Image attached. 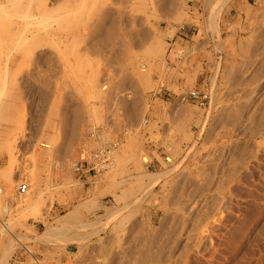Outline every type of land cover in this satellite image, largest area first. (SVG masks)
Returning a JSON list of instances; mask_svg holds the SVG:
<instances>
[{"label": "rangeland", "instance_id": "1", "mask_svg": "<svg viewBox=\"0 0 264 264\" xmlns=\"http://www.w3.org/2000/svg\"><path fill=\"white\" fill-rule=\"evenodd\" d=\"M245 4L249 14L238 10ZM262 5L47 0L46 10L10 12L13 20L26 12L27 22L0 29V264H264ZM156 41L162 51L151 54ZM191 90L209 99L181 102ZM11 134L12 156L2 143ZM117 140L111 170L73 173L82 153ZM147 171L164 175L149 187L132 184ZM21 180L29 190L17 196ZM39 196L44 203L34 208Z\"/></svg>", "mask_w": 264, "mask_h": 264}, {"label": "bare ground", "instance_id": "2", "mask_svg": "<svg viewBox=\"0 0 264 264\" xmlns=\"http://www.w3.org/2000/svg\"><path fill=\"white\" fill-rule=\"evenodd\" d=\"M24 1L25 0H0V29H2L3 28V31H5L4 29H10V30H19V29H21V27H24V26H26L25 24H26V22L24 21V18H25V16H26V12H25V15H23L22 14V12H21V14H19L20 15V17H19V19H17V20H13L12 18H14V17H11L10 15V12H12L13 10L15 11H17V10H20V11H23L24 9L23 8H25L26 10H31V9H39V10H43V9H45L46 10V6H47V0H36V6L34 7V6H32L31 5V1L32 0H29V2H26V5L24 4ZM31 2V3H30ZM33 2H35V1H33ZM28 3V4H27ZM100 3V2H99ZM102 3V2H101ZM104 5V4H103ZM173 5V4H172ZM178 5V4H177ZM221 6V5H220ZM249 6V5H248ZM246 4L245 5H241L239 8H238V10H241L242 12H244L245 14H249L250 13V11H251V9L248 7ZM262 6H264V5H262ZM175 7V6H174ZM177 7V6H176ZM185 7V6H184ZM234 7V6H233ZM261 8V7H260ZM259 8V9H260ZM254 9V8H253ZM47 10H49V9H47ZM175 10V9H174ZM174 10H172V12L174 11ZM220 10V9H219ZM255 10H256V8H255ZM111 11V10H110ZM254 11V10H253ZM252 11V12H253ZM261 11V10H260ZM17 12H19V11H17ZM24 12V11H23ZM32 11H30V13H31ZM180 12V11H179ZM179 12H177V13H179ZM256 12V11H255ZM262 12H264V11H262ZM41 13V12H40ZM219 13V12H218ZM257 13V12H256ZM261 13V12H260ZM259 13V14H260ZM18 13H16V15H17ZM43 14V13H42ZM254 14V13H253ZM261 14H264V13H261ZM46 15V14H45ZM180 15V14H179ZM178 15V16H179ZM251 15V14H250ZM246 16V15H245ZM259 16V15H258ZM261 16V15H260ZM18 17V16H17ZM34 17H35V15H34ZM254 18H257V17H255V16H253ZM168 18V17H167ZM179 18V17H178ZM245 18V17H244ZM16 19V18H15ZM29 19V18H28ZM36 19V18H35ZM174 19V18H173ZM252 19V18H251ZM23 20V21H22ZM30 20V19H29ZM178 20H180V19H178ZM244 20V19H243ZM249 20V19H248ZM261 22H258V23H264V15H262L261 16ZM31 21V20H30ZM37 21V20H36ZM29 23H31V22H29ZM209 23V22H208ZM232 23V22H231ZM251 23V22H250ZM234 24V23H233ZM237 24V23H236ZM27 25H28V23H27ZM33 25V24H32ZM31 25V26H32ZM58 25V24H57ZM61 25V24H60ZM59 25V26H60ZM58 26V27H59ZM248 26H249V24H248ZM262 26V25H261ZM257 27H258V25H257ZM256 27V28H257ZM25 28V27H24ZM23 28V29H24ZM256 28H254V29H256ZM55 29V28H54ZM111 29V28H110ZM15 30V31H16ZM34 30V29H33ZM23 31V30H22ZM256 31V30H255ZM258 31V30H257ZM18 32H20V31H17V33ZM73 32V31H72ZM108 32V31H107ZM1 33V32H0ZM3 33V32H2ZM10 34V33H9ZM12 34V33H11ZM11 34H10V36H11ZM19 34V33H18ZM47 34V33H46ZM75 34H77V32H75ZM17 35V34H16ZM73 35V34H72ZM114 35V34H113ZM227 35V34H226ZM233 35V34H232ZM235 35V34H234ZM21 36V34L19 35V38H21L20 37ZM26 36V35H25ZM79 36V35H78ZM11 37H15V36H13V34H12V36ZM33 37V36H32ZM31 37V38H32ZM41 37V36H40ZM48 37V36H47ZM226 37V36H225ZM241 37V36H240ZM251 37V36H250ZM253 37V36H252ZM19 38H18V41H19ZM51 38V37H50ZM227 38V37H226ZM254 38V37H253ZM258 38V37H257ZM7 39V37H5V40ZM27 39V38H26ZM29 39V38H28ZM245 39V38H244ZM1 40V39H0ZM34 38H32V40L31 41H33L34 42ZM206 40V39H205ZM253 40V39H252ZM21 41V40H20ZM30 41V44H32L33 42H31ZM227 41V40H226ZM244 41H246V40H244ZM10 42V41H9ZM36 42H37V37H36ZM157 42V45L158 46H156V47H152L153 48V50H151L150 48V50L152 51V52H150V51H148V52H150L151 54L152 53H154V51H158L159 53H161V51H162V48H161V46H162V44H160L159 43V41H156ZM203 42V41H202ZM205 42V41H204ZM224 42V41H223ZM20 43V42H19ZM38 43V42H37ZM42 43V42H41ZM159 43V44H158ZM234 43V42H233ZM2 44V43H1ZM4 44V43H3ZM156 44V43H155ZM239 44V43H238ZM19 45H21V44H19ZM33 45V44H32ZM154 45V44H153ZM251 45H253V42H252V44ZM262 45H264V44H262ZM14 46H16V45H14ZM34 46V45H33ZM29 47V46H28ZM198 47V46H197ZM1 48V47H0ZM3 49V48H2ZM30 49V48H29ZM34 49V48H33ZM262 49V48H261ZM28 51V50H27ZM180 51V50H179ZM262 51V50H261ZM7 52V51H6ZM25 52V51H24ZM157 52V53H158ZM252 52V51H251ZM4 53V52H3ZM30 53V52H29ZM149 53V54H150ZM185 53V52H184ZM262 53V52H261ZM2 54V53H1ZM25 54V53H24ZM27 54V53H26ZM253 54V53H252ZM9 55V54H8ZM22 55V54H21ZM28 55V54H27ZM26 55V56H27ZM156 55V54H155ZM175 55V54H174ZM179 55V54H178ZM256 55V54H255ZM9 57V56H8ZM7 57V58H8ZM28 57V56H27ZM175 57V56H174ZM197 61V60H196ZM191 63V62H190ZM183 65H184V63H183ZM7 66V65H6ZM151 66V65H150ZM169 66V65H168ZM182 66V65H181ZM9 67V66H8ZM176 67V66H175ZM52 68H54V67H52ZM51 68V69H52ZM150 68V67H149ZM45 69V68H44ZM171 69V68H170ZM191 69V68H190ZM1 70V69H0ZM55 70V69H54ZM144 72H145V69H144ZM1 73V72H0ZM147 74V73H146ZM146 74H145V76H146ZM148 75V74H147ZM149 76V75H148ZM188 76V75H187ZM145 79H147L146 77H145ZM145 79H143V80H145ZM149 79V78H148ZM193 79V78H192ZM13 80V79H12ZM148 81V80H147ZM13 83L15 82V81H12ZM149 82V81H148ZM9 84V83H8ZM149 84V83H148ZM11 85V84H10ZM13 85V84H12ZM146 85V84H145ZM6 86V85H5ZM14 87H16V86H14ZM8 88H10V87H8ZM7 88V89H8ZM211 88V87H210ZM19 89V88H18ZM9 90V89H8ZM211 90V89H210ZM5 91H7V90H5ZM14 91V90H13ZM3 92V91H2ZM14 92H16V91H14ZM210 92V91H209ZM12 93V92H11ZM20 93V92H19ZM5 93H3V95H4ZM10 94V93H9ZM15 95V94H14ZM212 95V94H211ZM12 96V95H11ZM251 97V96H250ZM180 99V98H179ZM13 101V100H12ZM23 101V100H22ZM124 101V100H123ZM255 101V100H254ZM20 102V101H19ZM44 102H45V100H44ZM130 103V102H129ZM180 103V102H179ZM135 104V103H134ZM125 105H127V104H125ZM132 105V104H131ZM188 105V104H187ZM4 106V105H3ZM1 108V107H0ZM7 108V107H6ZM126 108V107H125ZM191 108V107H190ZM196 109H197V107H195ZM3 109V108H2ZM20 109V108H19ZM164 109V108H163ZM16 110V109H15ZM201 110V109H200ZM202 111V110H201ZM256 111H257V109H256ZM131 112V111H130ZM177 112V111H176ZM197 112V111H196ZM206 112V111H205ZM253 112V111H252ZM262 112H264V111H262ZM2 113H3V111H2ZM8 113V112H7ZM9 113H11V112H9ZM17 113V112H16ZM179 113V112H178ZM184 113H185V111H184ZM191 113V117H192V112H189V114ZM12 114V113H11ZM133 114V113H132ZM140 114V113H139ZM169 114V113H168ZM198 114H200V113H198ZM253 114V113H252ZM18 114H16V116H17ZM131 115V114H130ZM186 115V114H185ZM262 115H264V114H262ZM1 116V115H0ZM19 116V115H18ZM132 116V115H131ZM179 116V115H178ZM195 116H197V115H195ZM251 116V115H250ZM11 117V116H10ZM143 117V116H142ZM6 118V117H5ZM129 118V117H128ZM166 118V117H165ZM183 118V117H182ZM260 118V117H259ZM2 119V118H1ZM13 119V118H12ZM139 119V118H138ZM181 119V118H180ZM186 121H187V119L186 118H184ZM184 119H182V120H184ZM192 119V118H191ZM194 119V118H193ZM262 119H264V118H262ZM7 120V119H6ZM140 120V119H139ZM202 120V119H201ZM15 121H16V119H15ZM131 121V120H130ZM138 122V121H137ZM149 122V121H148ZM190 122V121H189ZM253 122V121H252ZM7 123V122H6ZM17 123V122H16ZM262 123V122H261ZM9 124H11V123H9ZM22 124V123H21ZM146 124V123H145ZM144 123H142V126H144L145 125ZM250 124H251V122H250ZM260 124V123H259ZM147 125V124H146ZM168 126V125H167ZM256 126V125H255ZM5 127V126H4ZM10 127V126H9ZM9 127H7V130H8V128ZM15 127V126H14ZM172 127V126H171ZM179 127V126H178ZM251 127V126H250ZM260 127V126H259ZM262 127V126H261ZM1 128H2V126H1ZM16 128V127H15ZM173 129V128H172ZM178 129V128H177ZM1 130V129H0ZM10 130V129H9ZM15 130H17V129H15ZM171 130V129H170ZM175 130V129H174ZM174 130H173V132H174ZM179 130V129H178ZM259 130V129H258ZM262 131V130H261ZM6 132V131H5ZM168 132V131H167ZM182 132V131H181ZM250 132V131H249ZM2 133V132H1ZM0 133V134H1ZM165 133V132H164ZM6 134V133H5ZM17 134V133H16ZM166 134V133H165ZM169 134V133H168ZM174 134V133H173ZM187 134V133H186ZM13 136H16L15 134H11L10 136H9V138H7L6 137V140L5 141H1L2 143H4V146L6 147V151L8 152V154H12V149H11V143H10V141L12 140V142H13ZM126 136V135H125ZM133 136V135H132ZM168 136V135H167ZM1 138V137H0ZM168 138V137H167ZM171 138V137H170ZM2 139V138H1ZM52 139V138H51ZM50 139V140H51ZM132 140V139H131ZM162 140V139H161ZM160 140V141H161ZM14 141H15V138H14ZM47 142H49V141H47ZM50 143H51V141H50ZM70 143V142H69ZM131 144V143H130ZM178 144V143H177ZM2 145V144H1ZM48 147H49V145H47ZM14 147V146H13ZM12 147V148H13ZM69 147V146H68ZM134 148V147H133ZM136 148V147H135ZM134 148V149H135ZM168 149V148H167ZM187 149V148H186ZM21 150V149H20ZM47 151V150H46ZM45 151V152H46ZM198 151V150H197ZM196 151V152H197ZM168 152V151H167ZM188 152V151H187ZM195 152V153H196ZM138 153H140V152H138ZM181 153V152H180ZM186 153V152H185ZM40 154H42L43 155V153H40ZM45 154V153H44ZM143 154V153H142ZM168 154V153H167ZM194 154V153H193ZM192 154V155H193ZM46 155V154H45ZM9 156V155H8ZM12 156V155H11ZM14 156V155H13ZM41 156V155H40ZM42 157V156H41ZM40 157V158H41ZM140 157V156H139ZM234 157V156H233ZM191 158V157H190ZM7 159H9V158H7ZM48 159V158H47ZM160 159V158H159ZM233 159V158H232ZM11 160V161H10ZM10 160H8V161H10L11 163L9 164L10 166V168L12 167L13 168V164H14V159L12 158V159H10ZM51 160V159H50ZM141 160V159H140ZM173 160V159H172ZM181 160V159H180ZM7 161V162H8ZM40 161V160H39ZM38 161V162H39ZM240 161H242V160H240ZM45 162V161H44ZM163 162V161H162ZM40 163V162H39ZM46 164V163H45ZM24 165H25V163H24ZM27 165H29V164H27ZM59 165V164H58ZM67 165V164H66ZM139 165V164H138ZM141 165V164H140ZM165 165V164H164ZM234 165V164H233ZM8 166V165H7ZM62 166V165H61ZM215 166H217V165H215ZM4 167V166H3ZM56 167V166H55ZM64 167V166H63ZM139 167H141L142 169L144 168V166L143 165H141V166H139ZM173 167V166H172ZM171 167V168H172ZM11 168V169H12ZM29 168V167H28ZM36 168V167H35ZM40 168V167H39ZM44 168V167H43ZM42 168V169H43ZM141 168H138L139 169V171H140V169ZM163 168V167H162ZM184 168V167H183ZM186 168V167H185ZM15 169V168H14ZM17 169V168H16ZM27 169V168H26ZM138 169H137V171H138ZM9 170V169H8ZM111 170V169H110ZM169 170H170V168H169ZM187 170V169H186ZM233 170V169H232ZM10 172L8 173V174H4V176H3V180H5V181H9L10 180V176H11V171L12 170H9ZM33 171V170H32ZM40 171H41V169H40ZM70 171V170H69ZM68 171V172H69ZM143 171V170H142ZM171 171V170H170ZM173 171V170H172ZM25 172V171H24ZM31 172V171H30ZM49 172V171H48ZM51 172H53V169H52V171ZM167 172V171H166ZM165 172V173H166ZM37 173V172H36ZM34 174L33 175V177H35V175H37V174ZM71 173V172H70ZM105 173V172H104ZM112 173V172H111ZM113 173H114V171H113ZM117 173V172H116ZM128 173V172H127ZM145 174L144 175H142V173L140 174V173H138L139 175L138 176H136V179H138L137 177H141V175H142V177L141 178H139L138 180H135L136 182H134L133 181V185L135 184V185H137V186H139V187H141V186H143L144 188H145V186H147L146 184L147 183H149V182H153V184L158 180V178L159 177H161V175H164V172L162 173L161 171H159V172H152V171H150V172H144ZM30 174H32V173H30ZM64 174H65V172H64ZM99 174V173H98ZM126 174V173H125ZM52 175V174H51ZM58 175V174H57ZM66 175V174H65ZM107 175H109V174H107ZM112 175V174H111ZM172 175V174H171ZM182 175V174H181ZM180 175V176H181ZM215 175V174H214ZM1 176V175H0ZM26 176V175H25ZM25 176H24V178H25ZM68 176V175H67ZM112 176H116L115 174H113ZM144 176V177H143ZM6 177V178H5ZM7 177H8V179H7ZM63 177H65V176H63ZM174 177V176H173ZM32 178V177H31ZM40 178V177H39ZM108 178H110V179H112V177L110 176H108ZM108 178H106V180H108L109 181V179ZM114 178V177H113ZM17 179V178H16ZM29 179V178H28ZM64 179V178H63ZM167 179V178H166ZM173 179H175V178H173ZM32 180V179H31ZM37 180H39V179H37ZM37 180H36V182H37ZM60 180V179H59ZM95 180V179H94ZM7 181V182H8ZM14 181V180H13ZM22 181V180H21ZM26 181V180H25ZM29 181V180H28ZM33 181H34V178H33ZM114 181V180H113ZM112 181V182H113ZM12 182V181H11ZM36 182H34V183H36ZM50 182V181H49ZM112 182H111V180H110V182L108 183V184H112ZM130 182V181H129ZM172 182V181H171ZM2 183V182H1ZM8 183H10V182H8ZM17 183V182H16ZM38 183H40V182H38ZM37 183V184H38ZM139 185H138V184ZM163 183V182H162ZM168 183V182H167ZM13 184V183H12ZM18 184V183H17ZM36 184V185H37ZM107 184V185H108ZM110 184V185H111ZM118 184V183H117ZM150 184H152V183H150ZM150 184H149V186H150ZM221 184V183H220ZM19 185V184H18ZM46 185V184H45ZM109 185V186H110ZM162 185V184H161ZM169 185H170V183H169ZM94 186V185H93ZM149 186H147V187H149ZM1 187V186H0ZM17 187V186H16ZM146 187V188H147ZM7 188V187H6ZM47 188V187H46ZM127 188V187H126ZM130 188V187H129ZM131 188H132V186H131ZM130 188V189H131ZM142 188V187H141ZM141 188H139V189H141ZM162 188V187H161ZM216 188V187H215ZM16 189V188H15ZM31 189V188H30ZM44 189V188H43ZM58 189V188H57ZM56 189V190H57ZM69 189V188H68ZM95 189H98V187L96 188L95 187ZM129 189V190H130ZM150 189V188H149ZM17 190V189H16ZM124 190V189H123ZM123 190H122V192H123ZM127 190V189H126ZM125 190V191H126ZM128 190V191H129ZM134 190V189H133ZM138 190V189H137ZM7 191V190H6ZM39 191V193H41V195H42V192H41V190H38ZM124 191V192H125ZM128 191H126V192H128ZM131 191V190H130ZM15 192V191H14ZM30 192V191H29ZM56 192V191H55ZM92 192V191H91ZM95 193V192H94ZM27 194V193H26ZM53 194V193H52ZM67 194V193H66ZM114 194V196H115V198H116V200H118L120 197H121V195L119 196L118 194H116V193H113ZM144 194H146V193H144ZM152 194V193H151ZM176 194V193H175ZM174 194V195H175ZM16 195V194H15ZM123 195H125L124 193H123ZM153 195V194H152ZM156 195V194H155ZM154 195V196H155ZM27 196V195H26ZM47 196H49V195H47ZM130 196V195H129ZM142 196V195H141ZM145 196V195H144ZM153 196V197H154ZM164 196V195H163ZM162 196V197H163ZM17 197V196H16ZM32 197V196H31ZM31 197L29 198V200H31ZM36 197V196H35ZM43 196H39V198H38V200H36L35 201V205L36 206H33L34 208L35 207H40V204H42V203H44V201H43V198H42ZM151 197V196H150ZM176 197V196H175ZM15 198V197H14ZM94 198V197H93ZM92 198V199H93ZM127 199V196L125 197V196H123L122 197V199ZM129 198V197H128ZM24 198L22 197V200H23ZM47 199V198H46ZM51 199V198H50ZM26 200V199H25ZM33 200V199H32ZM45 200V199H44ZM130 200V199H129ZM159 200V199H158ZM93 201V200H92ZM138 201V200H137ZM133 202V201H132ZM21 203V202H20ZM24 203H25V201H24ZM89 203V202H88ZM91 203H93V202H91ZM90 203V204H91ZM95 203V202H94ZM130 203V202H129ZM128 203V205H130ZM135 203V202H134ZM159 203V202H158ZM7 204H8V202H7ZM169 204V203H168ZM38 205V206H37ZM81 205V204H80ZM86 205H87V203H86ZM126 205V204H125ZM78 206V205H77ZM140 206V205H139ZM31 207V206H30ZM84 207V206H83ZM86 207V206H85ZM166 207V206H165ZM3 208V207H2ZM10 208V207H9ZM32 208V207H31ZM78 208V207H77ZM87 208H89V207H87ZM134 208V207H133ZM125 209V208H124ZM113 210V209H112ZM112 210L110 211V210H106V214H105V216L107 217V218H105L106 220L107 219H110L111 218V215H112ZM182 210V209H181ZM4 211V210H3ZM34 211V210H33ZM38 211V210H37ZM77 211V210H76ZM75 211V212H76ZM36 212V211H35ZM34 212V213H35ZM69 212V211H68ZM67 212V213H68ZM126 212V211H125ZM133 212V211H132ZM165 212V211H164ZM1 213V212H0ZM33 213V214H34ZM40 212H37V214H39ZM115 213V212H114ZM128 213H130V212H128ZM182 213V212H181ZM7 214H8V212H7ZM11 214V213H10ZM32 214V215H33ZM180 214V213H179ZM1 215V214H0ZM35 215V214H34ZM74 215V214H73ZM114 215V214H113ZM176 215V214H175ZM38 216V215H37ZM36 216V217H37ZM40 216V215H39ZM38 216V217H39ZM166 216V215H165ZM2 217V216H1ZM70 218V214H68L64 219H59L58 221H56L55 222V225L53 224V226H51V227H49V228H47L45 231H43L44 233H43V235H45V237L47 236V238H48V235L50 236V234H51V232H53V230L54 229H56V228H59L61 225L60 224H64V222L65 221H67L68 219ZM74 218V217H73ZM182 218V217H181ZM186 218V217H185ZM43 219V218H42ZM122 220H123V218H121ZM120 219V220H121ZM125 219V218H124ZM45 220V219H44ZM70 220V219H69ZM68 220V221H69ZM120 220H118V221H120ZM110 221V220H109ZM105 222V221H104ZM45 223H46V221H45ZM101 223H103V222H101ZM118 224H119V222H117ZM185 223V222H184ZM44 224V223H43ZM47 224H48V222H47ZM97 224H99V226L101 225L100 224V221H96V222H94L93 224H92V222H91V225H94V226H97ZM51 225V224H50ZM60 225V226H59ZM65 225H66V222H65ZM113 225V224H112ZM119 225H123V224H119ZM114 226V225H113ZM118 226V225H117ZM183 226H185V225H183ZM73 227V226H72ZM117 228V227H116ZM119 228V227H118ZM113 229V228H112ZM123 230V229H122ZM183 230V229H182ZM138 231V230H137ZM143 231V230H142ZM96 232V231H95ZM118 232V231H117ZM76 233V232H75ZM142 234V233H141ZM71 235V234H70ZM82 236V235H81ZM44 237V238H45ZM195 237V236H194ZM47 238H45V239H47ZM82 238V237H81ZM178 238H180V237H178ZM203 238V237H202ZM198 239V238H197ZM199 239H201V238H199ZM75 240V239H74ZM82 240V239H81ZM116 240V239H115ZM114 240V241H115ZM180 240V239H179ZM17 241V240H16ZM65 241H67V240H65ZM195 241V240H194ZM199 241H201L200 243H202V240H199ZM199 241H198V244H199ZM19 242V241H18ZM21 242V241H20ZM82 242V241H81ZM117 243H118V241H116ZM174 242V241H173ZM179 241H177V242H175V245H174V248L176 247V244L178 243ZM186 242V241H185ZM15 243H17V242H15ZM39 243V242H38ZM83 243V242H82ZM113 243V242H112ZM153 243V242H152ZM193 243V242H192ZM80 244V243H79ZM138 244V243H137ZM173 244V243H172ZM188 244V243H187ZM198 244H196V245H198ZM18 245V244H17ZM112 245H114V244H112ZM178 245V244H177ZM202 245V244H201ZM204 245H205V243H204ZM79 246V245H78ZM115 246H117V244L115 245ZM203 246V245H202ZM201 246V247H202ZM86 247V246H85ZM118 247V246H117ZM117 247H116V249H117ZM151 247V246H150ZM28 248V247H27ZM82 248V247H81ZM53 249V248H52ZM115 249V250H116ZM119 249V248H118ZM132 249V248H131ZM172 249V248H171ZM28 250V249H27ZM87 250V249H86ZM121 250V249H120ZM174 250V249H173ZM196 250H198V248L196 249ZM80 251V250H79ZM111 251V250H110ZM149 251V250H148ZM184 251V250H183ZM199 251V250H198ZM29 252H30V249H29ZM78 252V251H77ZM85 252V251H84ZM106 252V251H105ZM154 252V251H153ZM196 252V251H195ZM31 253V252H30ZM143 253H144V251H143ZM201 253V252H200ZM84 254V253H83ZM178 254V253H177ZM177 254H176V257H177ZM68 255V254H67ZM96 255H97V253H96ZM106 255V254H105ZM114 255V254H113ZM139 255V254H138ZM179 255V254H178ZM31 256V255H30ZM80 256V255H79ZM122 256V255H121ZM139 256H141V255H139ZM155 256V255H154ZM74 257H76V256H74ZM109 257V256H108ZM111 257V256H110ZM134 257H136V256H134ZM182 257V256H181ZM180 257V258H181ZM81 258V257H80ZM103 258V257H102ZM140 258V257H139ZM143 258H144V256H143ZM149 258V257H148ZM150 258H152L153 259V257H150ZM31 259H33V258H31ZM30 259V260H31ZM82 259V258H81ZM99 259V258H98ZM160 259V258H159ZM162 259V258H161ZM70 260V259H69ZM148 260V259H147ZM68 261V260H67ZM122 261V260H121ZM125 261V260H124ZM138 261V260H137ZM150 261V260H149ZM100 262H101V259H100ZM99 262V263H100ZM118 262V261H117ZM131 262V261H130ZM134 262V261H133ZM139 262V261H138ZM65 263V262H64ZM141 263V262H140ZM153 263H154V261H153ZM164 263V262H163ZM38 264V263H37ZM97 264V263H96ZM128 264V263H127ZM130 264V263H129ZM134 264V263H133ZM138 264V263H137Z\"/></svg>", "mask_w": 264, "mask_h": 264}, {"label": "built area", "instance_id": "3", "mask_svg": "<svg viewBox=\"0 0 264 264\" xmlns=\"http://www.w3.org/2000/svg\"><path fill=\"white\" fill-rule=\"evenodd\" d=\"M181 102H193L203 105L209 99V95L205 92L191 90L179 95ZM146 123L145 121L143 122ZM116 142L99 143L93 150L82 153L80 159L74 163L73 173L79 179H87L89 176L94 177L98 172L110 169L113 166L112 151L116 147ZM29 190L28 181H21L17 186V196H24ZM0 209H2V202L0 200ZM3 217H0V223L5 224L6 215L2 212Z\"/></svg>", "mask_w": 264, "mask_h": 264}]
</instances>
